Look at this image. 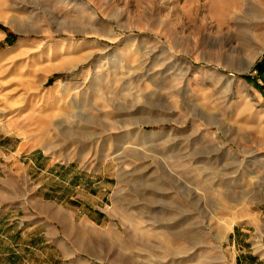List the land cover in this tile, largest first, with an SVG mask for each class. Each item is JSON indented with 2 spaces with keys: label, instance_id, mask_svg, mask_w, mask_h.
Here are the masks:
<instances>
[{
  "label": "rangeland",
  "instance_id": "1",
  "mask_svg": "<svg viewBox=\"0 0 264 264\" xmlns=\"http://www.w3.org/2000/svg\"><path fill=\"white\" fill-rule=\"evenodd\" d=\"M263 61L264 0H0V129L77 182L47 198L95 221L91 246L58 237L76 258L240 264L264 240Z\"/></svg>",
  "mask_w": 264,
  "mask_h": 264
},
{
  "label": "crops",
  "instance_id": "2",
  "mask_svg": "<svg viewBox=\"0 0 264 264\" xmlns=\"http://www.w3.org/2000/svg\"><path fill=\"white\" fill-rule=\"evenodd\" d=\"M61 169L62 166L41 148L0 129V264H31L29 256L44 261L45 252L51 262L54 253L63 252L60 258L63 264H92L89 259L75 257L76 241H72L71 246L69 240L58 238L61 234L71 239L84 237L89 246L98 239L97 231L92 229L95 221L87 217L92 222L78 226L68 205L47 199L62 194L57 189L64 185L54 187L57 179L67 182L65 186L77 185L76 181H66L69 178H59L57 174ZM54 225L58 231L53 229ZM251 239L236 254L237 262L264 264V240L258 245L253 237ZM235 243L237 247V242L233 241ZM60 259L56 257L55 262L61 263Z\"/></svg>",
  "mask_w": 264,
  "mask_h": 264
},
{
  "label": "water",
  "instance_id": "3",
  "mask_svg": "<svg viewBox=\"0 0 264 264\" xmlns=\"http://www.w3.org/2000/svg\"><path fill=\"white\" fill-rule=\"evenodd\" d=\"M262 79H263V81H264V61H263V63H262Z\"/></svg>",
  "mask_w": 264,
  "mask_h": 264
},
{
  "label": "bare ground",
  "instance_id": "4",
  "mask_svg": "<svg viewBox=\"0 0 264 264\" xmlns=\"http://www.w3.org/2000/svg\"><path fill=\"white\" fill-rule=\"evenodd\" d=\"M218 25H224V23H222V22H219L218 23ZM90 28V27H89ZM230 76V75H229ZM226 78H229V79H231V77H226ZM163 238V237H162ZM162 240V239H161ZM167 241V240H166ZM169 241V240H168ZM170 242V241H169ZM170 243H172V242H170Z\"/></svg>",
  "mask_w": 264,
  "mask_h": 264
}]
</instances>
